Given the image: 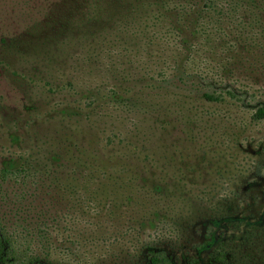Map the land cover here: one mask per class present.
Returning a JSON list of instances; mask_svg holds the SVG:
<instances>
[{
	"label": "rangeland",
	"instance_id": "374dc122",
	"mask_svg": "<svg viewBox=\"0 0 264 264\" xmlns=\"http://www.w3.org/2000/svg\"><path fill=\"white\" fill-rule=\"evenodd\" d=\"M93 1L0 0V164L27 152L56 178L38 173L34 193L0 185V217L21 227V201L24 226L46 218L53 247L36 264H142L147 244L170 264H207L215 244L196 248L211 229L239 257V228L219 210L263 228L264 121L253 110L264 103V0H239L232 17L194 0H170V12L165 0H101V21ZM145 12L162 14L156 27L141 25ZM210 83L221 99L202 97Z\"/></svg>",
	"mask_w": 264,
	"mask_h": 264
},
{
	"label": "trees",
	"instance_id": "16d2710c",
	"mask_svg": "<svg viewBox=\"0 0 264 264\" xmlns=\"http://www.w3.org/2000/svg\"><path fill=\"white\" fill-rule=\"evenodd\" d=\"M122 1L123 0H115ZM166 3H163L164 10L170 12V9H173L171 5L172 1L165 0ZM199 0H194L191 2H188L189 8H195L200 13L208 12L210 11L213 14L218 12V15H225L227 17H232L236 14L237 9L241 7V3H251L256 5L255 0H241V3L239 0H225L223 7L216 3V0H202L201 4H198ZM101 0H94L93 3L90 4L89 9H91L93 12L89 14L90 17L96 18V21H101L103 16L107 14L106 10H103V3H101ZM104 2V1H103ZM118 3V2H117ZM191 4V5H190ZM154 5V4H153ZM219 8V9H218ZM174 10L176 8L174 7ZM254 20H260V17L262 12L256 8H253L251 11ZM158 14V13H157ZM156 14V15H157ZM154 13L151 12H145L144 14V23L147 21H151L150 26H157V20L158 17L162 14H158L156 16ZM136 21V20H135ZM252 22V21H251ZM205 22H197L195 24V30L193 33L195 35H200L201 37L204 36V38H208V29H206ZM145 26V27H146ZM143 27V26H142ZM145 27L144 30H145ZM213 31V30H211ZM133 34V33H132ZM142 34H147L145 32H142ZM135 35V34H133ZM172 61H174V58L172 57ZM192 61V60H191ZM167 64V61L165 64H163V68H160L159 73L163 76L161 79L165 82L168 79L165 75V70L168 69V67H165ZM165 68V70H164ZM196 68V67H195ZM193 68L192 70H194ZM189 70L191 68L189 67ZM218 72V70H216ZM181 72V71H180ZM196 75H198V71H194ZM187 76V75H185ZM188 77V76H187ZM192 77V75H190ZM205 80V79H203ZM207 88L202 92V97L208 101H216L218 99H221V96L215 95L216 92V84L210 83L206 86ZM114 93V92H112ZM235 95V94H234ZM253 110V117L255 119L263 120L264 121V103H256ZM47 161L49 163L50 160L47 158ZM41 158L37 157L35 158L30 153L23 152L17 155H10L8 157H5L1 164H0V185L2 188V185L4 183H11L14 186H17L21 191L26 192L25 186L29 185L30 188L27 190L34 193V191L39 185V180L37 179L38 173H44L48 175V178L51 182L55 181V169L50 172L49 169H45V166L43 167L40 165ZM38 184V185H37ZM33 187V188H32ZM72 190L71 195L74 193V197H77L75 195V192L72 187L69 188ZM153 191V190H152ZM154 192H157L154 190ZM96 195V194H94ZM22 199V198H20ZM96 199V197H95ZM93 200V197H92ZM97 203V202H96ZM228 204L226 207H224L225 210H219L220 207L218 206V210L222 211L226 214V216L222 217V219H226L228 221V225H232L233 222L235 223L234 226L239 228V244L236 245L239 247V257H236L235 252V246L232 244L233 240L230 238H224L223 236H220L217 240L213 236V230H209L207 232V239L206 243L198 245L196 248L198 251L202 249H206L210 246L215 244L211 252L209 253V258L207 259V264H213V262H217V264H264V224L263 228L259 230L258 228L255 229V226L253 224H250L248 222H243L242 218H233L229 214H227L229 211L227 209ZM16 207V206H15ZM24 207V209H23ZM28 206L22 204L21 201L18 202L17 209L18 211H21L22 215L18 216L19 223H22L21 227H18L15 224H8L7 221H5L4 217H0V264H36L40 260V255L42 252H45L47 255V251H45L44 243L47 240L49 241L50 248L52 250L53 247V238L52 234L48 230V227L46 225H49L46 221V218L43 215L38 216V221L34 224V227L32 228L24 226L23 223L31 224L30 216L27 215V208ZM223 208V207H222ZM216 209V208H215ZM217 210V209H216ZM169 214V213H167ZM170 215V214H169ZM215 216L211 215L212 223H210L211 226L214 227L215 221L221 217V212H216ZM223 216V215H222ZM41 218V219H40ZM219 221V220H218ZM174 224V223H173ZM173 224L171 226H173ZM187 225H190V222L187 220ZM14 225V226H13ZM210 226V227H211ZM262 226V225H261ZM172 228V227H171ZM243 228V229H242ZM179 232V231H177ZM176 233V231H175ZM154 244H147L145 247H149L150 249L148 252H150V256L146 258V261H144L142 264H170L171 258L170 255H167L164 251H158L155 250ZM237 250V248H236ZM229 251L230 256L229 257ZM234 254V255H233ZM229 257V260L226 258ZM235 258V259H234ZM194 263H196V260H193ZM219 262V263H218ZM70 264V263H65ZM132 264H136L135 262H132ZM139 264V263H137Z\"/></svg>",
	"mask_w": 264,
	"mask_h": 264
}]
</instances>
